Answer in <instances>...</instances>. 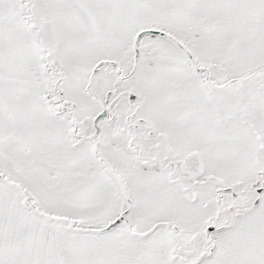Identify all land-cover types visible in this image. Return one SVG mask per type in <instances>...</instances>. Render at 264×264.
<instances>
[{
  "label": "snow or ice",
  "instance_id": "6c2138e0",
  "mask_svg": "<svg viewBox=\"0 0 264 264\" xmlns=\"http://www.w3.org/2000/svg\"><path fill=\"white\" fill-rule=\"evenodd\" d=\"M0 264H264V0H0Z\"/></svg>",
  "mask_w": 264,
  "mask_h": 264
}]
</instances>
